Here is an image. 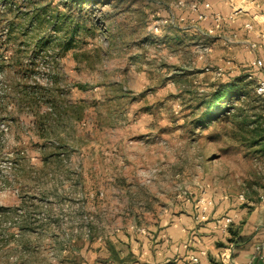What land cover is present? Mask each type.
Here are the masks:
<instances>
[{
	"label": "rangeland",
	"instance_id": "rangeland-1",
	"mask_svg": "<svg viewBox=\"0 0 264 264\" xmlns=\"http://www.w3.org/2000/svg\"><path fill=\"white\" fill-rule=\"evenodd\" d=\"M225 1L238 16L264 12V0H105L81 12L74 0L12 1L14 27L0 28V264H94L113 240L126 245L117 234L137 241L203 186L264 191L259 146L239 145L229 123L190 124L236 72H219L233 29L205 35L195 19L204 4L228 15L216 9ZM242 100L232 113L264 114V98Z\"/></svg>",
	"mask_w": 264,
	"mask_h": 264
},
{
	"label": "crops",
	"instance_id": "crops-1",
	"mask_svg": "<svg viewBox=\"0 0 264 264\" xmlns=\"http://www.w3.org/2000/svg\"><path fill=\"white\" fill-rule=\"evenodd\" d=\"M230 6L225 1L221 8L216 9L225 15L231 12ZM246 9L231 25L237 38L229 50L225 48V57L230 55L238 65L234 74H251L252 80L257 81L264 79V63L261 69H257L252 66V61L255 57L264 58V51L258 50L255 54L249 51L246 42H258L259 38L256 32L244 30L243 24L250 21L256 29L263 26L264 12L250 7ZM202 23L206 27L212 24L210 20ZM207 42L214 47L220 44L218 39ZM216 60L219 63L220 56ZM180 200L186 204L185 209L165 210L155 226L149 230H136L140 236L137 241L129 232L115 236L121 235L122 241L126 242L123 245L112 241L121 262L111 258L110 249H105L107 259L94 264H264V191L256 197L244 196L241 200L239 195L212 194L208 187L203 186L201 194ZM226 217L232 221L225 228ZM238 237L247 240L236 243ZM230 238H235L234 243H229ZM193 257L197 262L191 260Z\"/></svg>",
	"mask_w": 264,
	"mask_h": 264
},
{
	"label": "trees",
	"instance_id": "trees-1",
	"mask_svg": "<svg viewBox=\"0 0 264 264\" xmlns=\"http://www.w3.org/2000/svg\"><path fill=\"white\" fill-rule=\"evenodd\" d=\"M12 1L13 0H0V4L3 6L0 10V28L2 27L1 25L5 24V22L10 21L9 16L12 15L13 17H17L15 16L17 10H14ZM74 1L79 4L78 11L81 12L83 10L82 7L87 3L94 5L105 0ZM35 9L39 16L43 7H41V9L36 7ZM41 21H44V19ZM7 25V29L9 31L14 27L12 21ZM77 27L78 26H75V31H80ZM81 31H83L82 27ZM6 39H10V37L0 38V47L8 53L9 48L7 46L8 41ZM6 55L9 59L11 58V54ZM254 83V80L248 79L247 76H241L239 74L229 76L225 80H220L214 85V88L208 94H205L202 98H200L199 102L195 106L196 109H200L199 116L193 118L192 121H190V124L197 129H205L211 123H229V125H231L230 131L232 136L236 139V142L239 143V145H242L247 149L259 146L260 149L258 151H264V114L246 113V109L241 108L242 104L238 106L237 112H231L235 109L233 106L234 99H244L242 100L243 102H248L249 100L255 101L254 99L257 98H264V95H258L255 92L253 86L255 85ZM13 88H16V86L14 85ZM26 95L27 94L25 92H21V96L23 98H26ZM9 99V96L5 95L4 102L8 103ZM3 109V106H0V111ZM234 239L235 238H230L229 243H234ZM246 240V238L238 237L236 238V243H243ZM109 249L110 257L121 262V259H119L118 253L115 252L112 244Z\"/></svg>",
	"mask_w": 264,
	"mask_h": 264
},
{
	"label": "built area",
	"instance_id": "built-area-1",
	"mask_svg": "<svg viewBox=\"0 0 264 264\" xmlns=\"http://www.w3.org/2000/svg\"><path fill=\"white\" fill-rule=\"evenodd\" d=\"M246 1H249V0H246ZM207 8H208V4H204V6H201L200 9L197 8V10L195 11V19L197 21L206 22V21L210 20L212 22L210 28L207 29V32L205 33V35H210L214 31L220 29L221 27H228V26L231 27V25L236 23L237 16H238L239 12H241V8L240 9L235 8L228 15L220 16L218 13H216V14L209 13ZM243 29L246 30L247 32H256V35L259 38L258 42H254V41L246 42V45H247V48L249 49V51L252 54L257 53L258 50L264 51V25L260 26L256 29L253 22L247 21L243 24ZM236 38H237V35H236V32L234 30H228L227 33H225L221 36V40L223 41V44H225V45L233 44L235 42ZM196 47L198 48L197 51H199V52H201L202 50L204 52H210V50H211V46L207 43L201 44V45L198 44V45H196ZM221 61H222V65L219 68V72L224 71L225 69H229V70H232V72H234L233 70H236L238 67V65L236 64V62L234 61L233 58H224ZM263 63H264V58L255 57L252 61V66L257 68V69H261L263 67ZM208 70H209V68H207V67L204 68V71H208ZM247 78L253 79V75L248 74ZM254 90L258 95H264V79H259V80L255 81ZM239 198L241 200H244L243 195H239ZM199 203H201V201H199ZM202 209L204 211V208H202ZM231 221H232L231 218L226 217L224 219V225L223 226L226 228L231 223ZM141 231L143 232V230H141ZM263 245H264V243H263ZM228 251H230V250H228ZM191 260L193 262H197L196 257H193Z\"/></svg>",
	"mask_w": 264,
	"mask_h": 264
}]
</instances>
